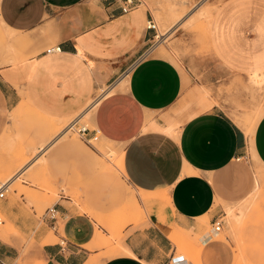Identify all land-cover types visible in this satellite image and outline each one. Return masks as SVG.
<instances>
[{"label":"crops","instance_id":"0c3cea01","mask_svg":"<svg viewBox=\"0 0 264 264\" xmlns=\"http://www.w3.org/2000/svg\"><path fill=\"white\" fill-rule=\"evenodd\" d=\"M122 4L0 0V21L14 33L9 42L22 52L0 65V139L7 129L36 120L33 112L53 121L86 118L89 137L100 135L123 146L121 171L140 191L149 223L123 242L129 253L119 248L99 264H163L173 257L193 264L177 255L172 237L197 229L201 217L207 220L203 226L208 218L214 224L219 196L234 200L245 193L233 169L249 150L264 166V115L250 143L227 113L184 108L186 75L163 49L162 55L152 54L155 38L145 26L148 13L140 5L123 12ZM211 40L228 71L264 75V0H226L212 22ZM54 47L60 50L50 52ZM199 104L210 108L202 97ZM260 181L264 176L257 175L255 188ZM26 203L24 196L14 201L5 195L0 210L11 226L42 241L43 226L37 228ZM84 222L71 216L65 226L70 239L43 244L44 264L91 262L84 244L100 248L107 240L99 242ZM201 241L204 264L233 263L228 244L214 241L210 233ZM21 245L19 237L0 236V264H15Z\"/></svg>","mask_w":264,"mask_h":264},{"label":"rangeland","instance_id":"374dc122","mask_svg":"<svg viewBox=\"0 0 264 264\" xmlns=\"http://www.w3.org/2000/svg\"><path fill=\"white\" fill-rule=\"evenodd\" d=\"M225 2L139 0V5L148 13L145 26L153 18L158 27V37L151 48L156 51L152 54L162 55L159 52L163 49L187 77L183 107L192 113L223 111L240 125L246 117L255 118L264 111V83L258 85L248 73H232L218 60L211 26ZM12 34L0 21V65L22 54L20 48L9 42ZM201 97L203 105L210 108L200 106ZM32 116L36 120H26L24 128L7 129L0 139V183H10L7 198L15 201L25 197L26 210L36 218L37 228L43 226V240L38 241L34 233L26 236L11 226L1 210L0 236L8 233L21 239L15 264H35L41 260L43 244L70 239L65 226L75 216L85 219L84 224L90 226L89 234L93 231L98 240L102 237L107 240L101 243L105 247L100 248H89L90 241L84 244L89 252V264H99L110 258L111 253H118L131 234L149 226L140 191L118 167L123 146L100 135L83 137L79 128L70 129L76 118L55 122L34 112ZM79 118L81 125H89L86 118ZM43 121L47 124L44 127ZM61 135V139L50 145ZM233 173L239 185L247 190L238 199L217 198V218L224 222L218 235L213 234L214 225L209 218L202 228L183 232L174 229L176 240L172 241L177 255L185 256L193 264H204L205 246L201 238L207 233L212 234L214 241L232 247V264H264V181L255 188L258 173L264 176V166L249 150ZM54 205L60 212L64 211L58 232L43 220L46 210ZM235 213L240 214L239 218L231 219L230 214Z\"/></svg>","mask_w":264,"mask_h":264},{"label":"built area","instance_id":"2783aa9c","mask_svg":"<svg viewBox=\"0 0 264 264\" xmlns=\"http://www.w3.org/2000/svg\"><path fill=\"white\" fill-rule=\"evenodd\" d=\"M123 4L121 6L122 11L123 12H128L131 9H133L134 7L139 5V0H122ZM148 24H147V29L148 30H152L154 32H156V35H154V38L158 37L157 31H158V27L157 24L155 22V20L153 18L148 19ZM60 50V47H54V48H50L49 51H58ZM78 120L79 117H77L75 120H73V123L71 125V129L73 128H79V133L85 137L88 138L89 135L87 134L88 132V127L86 125H79L78 124ZM9 181H6L4 183H1L0 185V197H4L6 195V192L9 189ZM62 217V214L60 212V210L56 207V205L49 207L44 216H43V220L46 221L47 224H49L51 226V228L53 230H55L56 232H58L59 229V219ZM214 232L219 233L224 225V222L222 219H217L216 221H214ZM163 264H181L179 259L176 258H170L169 260H167L166 262H164Z\"/></svg>","mask_w":264,"mask_h":264},{"label":"bare ground","instance_id":"6f19581e","mask_svg":"<svg viewBox=\"0 0 264 264\" xmlns=\"http://www.w3.org/2000/svg\"><path fill=\"white\" fill-rule=\"evenodd\" d=\"M163 35V34H162ZM251 78H253V81L255 82V83H257L258 85L259 84H263L264 83V75H252L251 76ZM252 81V82H253ZM256 115V114H255ZM264 115V111H262V112H260L257 116H255V118H250V117H246L245 119H243L242 121H241V124H240V126L241 127H243V129L245 130V132L247 133V136H248V138H249V142L250 143H252V140H253V135H254V132H255V127H256V124H257V122L262 118V116ZM55 122H56V120H54ZM58 121H61V120H58ZM57 121V122H58ZM71 129V128H70ZM70 129H68V130H70ZM169 130V129H168ZM67 131H63V133H66ZM59 133V132H58ZM60 135V134H59ZM61 136H63V135H61ZM19 150V149H18ZM43 153V152H42ZM115 159V158H114ZM256 159L258 160V158L256 157ZM26 164V163H25ZM118 167H119V169L121 170V168H120V162L118 163ZM30 168V167H29ZM116 168V167H115ZM117 170V169H116ZM257 171H259V170H257ZM17 172V171H16ZM24 172V171H23ZM258 176L259 177H262V175L260 174V173H258ZM18 178V177H17ZM48 191V190H47ZM135 201H136V198H135ZM137 202V201H136ZM233 216V215H232ZM235 216V215H234ZM236 217V216H235ZM231 219H234V217H232ZM99 221H101V218H100V220ZM206 221L207 220H205V218L204 217H201V218H199V222H198V225L200 226V227H202L204 224H206ZM198 226V227H199ZM199 227V228H200ZM175 237L176 236H173L172 238H173V240L175 239ZM176 240V239H175ZM122 248L124 249V251H126V252H128L129 253V250L126 248V247H124V246H122ZM118 251H119V249H118ZM121 252V251H120ZM35 264H44V262H43V260L41 259V260H39V261H37Z\"/></svg>","mask_w":264,"mask_h":264}]
</instances>
